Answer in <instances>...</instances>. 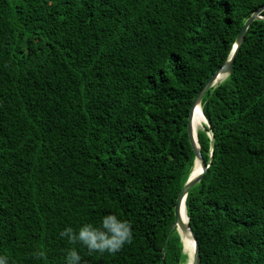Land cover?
I'll list each match as a JSON object with an SVG mask.
<instances>
[{
    "label": "trees",
    "instance_id": "16d2710c",
    "mask_svg": "<svg viewBox=\"0 0 264 264\" xmlns=\"http://www.w3.org/2000/svg\"><path fill=\"white\" fill-rule=\"evenodd\" d=\"M263 6L0 0V254L64 264L75 245L59 232L116 212L132 242L116 254L79 247L81 264H187L174 224L195 165L191 108ZM202 112L210 167L186 199L201 264H264V19Z\"/></svg>",
    "mask_w": 264,
    "mask_h": 264
},
{
    "label": "water",
    "instance_id": "95a60500",
    "mask_svg": "<svg viewBox=\"0 0 264 264\" xmlns=\"http://www.w3.org/2000/svg\"><path fill=\"white\" fill-rule=\"evenodd\" d=\"M264 12V6L261 7L259 10H257L255 13H253L245 22L242 30L240 31L239 35L237 36L235 45L231 51V54L229 56L228 61L223 65L222 68H220L204 85V87L199 91L197 94L192 108L190 112L189 117V123H188V133L189 138L192 144V147L194 149L196 158H195V165L194 169L185 184L182 192L180 193L177 204L175 207V215H176V222L174 224V227L178 229V231L181 234L189 233L195 243L194 247V253L191 264H201V255H200V246L198 239L196 235L194 234L193 230L190 227L189 219L187 216V210H186V199L190 192V190L197 185L203 178L204 175L207 173L210 162H207L201 152V148L198 141V135L197 131H195L194 128V117L196 113L200 110L202 111V101L205 97V95L208 93V91L217 86L219 83L223 82L228 76H230L233 72L236 59L241 51V48L245 42V38L247 35V32L252 25L253 22L256 20H262L264 19L261 14ZM203 113V112H202ZM204 115V114H203ZM206 119V118H205ZM206 125L209 126L208 121L206 120ZM215 145V139L213 138L212 146ZM212 157V155H211ZM185 217L187 218V223H185ZM164 261V258H163Z\"/></svg>",
    "mask_w": 264,
    "mask_h": 264
},
{
    "label": "clouds",
    "instance_id": "9594fccd",
    "mask_svg": "<svg viewBox=\"0 0 264 264\" xmlns=\"http://www.w3.org/2000/svg\"><path fill=\"white\" fill-rule=\"evenodd\" d=\"M59 236L69 245H75L66 250L64 264H81L79 247L89 253L116 254L132 242L134 233L128 219L116 212H107L96 221H84L76 227L69 224L59 232ZM35 255L42 257L44 252L40 250ZM0 264H10L6 254H0Z\"/></svg>",
    "mask_w": 264,
    "mask_h": 264
},
{
    "label": "bare ground",
    "instance_id": "6f19581e",
    "mask_svg": "<svg viewBox=\"0 0 264 264\" xmlns=\"http://www.w3.org/2000/svg\"><path fill=\"white\" fill-rule=\"evenodd\" d=\"M206 124L205 116L203 115L202 111H198L194 117V128L197 131L198 127ZM185 223H187V218L185 217ZM184 242V246L187 248V253L189 254V259L187 264H191L192 256L194 253L195 243L189 233L181 234Z\"/></svg>",
    "mask_w": 264,
    "mask_h": 264
},
{
    "label": "rangeland",
    "instance_id": "374dc122",
    "mask_svg": "<svg viewBox=\"0 0 264 264\" xmlns=\"http://www.w3.org/2000/svg\"><path fill=\"white\" fill-rule=\"evenodd\" d=\"M204 128V123H203V125L202 126H200V127H198V129H197V131L198 130H200V129H203ZM186 254L188 255V257H189V254L186 252ZM192 258H193V256H192ZM192 262V261H191Z\"/></svg>",
    "mask_w": 264,
    "mask_h": 264
}]
</instances>
